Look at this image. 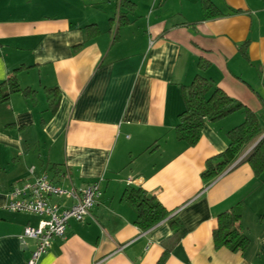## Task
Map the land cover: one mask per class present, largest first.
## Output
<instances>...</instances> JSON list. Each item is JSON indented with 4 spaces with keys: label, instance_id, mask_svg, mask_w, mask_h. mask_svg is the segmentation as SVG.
<instances>
[{
    "label": "crops",
    "instance_id": "1",
    "mask_svg": "<svg viewBox=\"0 0 264 264\" xmlns=\"http://www.w3.org/2000/svg\"><path fill=\"white\" fill-rule=\"evenodd\" d=\"M206 2L221 16L206 18ZM13 73L30 93L0 104V264H29L36 248L20 236L40 218L7 209L32 168L64 189L102 190L38 264H158L165 253V264H264V174L247 162L264 134L210 184L207 164L245 114L207 122L194 147L176 135L197 76L264 128V0H0V84ZM132 188L185 234L169 219L141 230ZM238 206L249 245L217 248L218 218Z\"/></svg>",
    "mask_w": 264,
    "mask_h": 264
},
{
    "label": "trees",
    "instance_id": "2",
    "mask_svg": "<svg viewBox=\"0 0 264 264\" xmlns=\"http://www.w3.org/2000/svg\"><path fill=\"white\" fill-rule=\"evenodd\" d=\"M204 12L208 19L221 16L209 2L204 4ZM29 91L20 87L13 73L7 81L0 84V104L8 102L12 94L23 92L28 95ZM183 98L185 110L179 116L176 135L190 147L199 143L207 122H218L238 112H243L246 116L243 124L228 133L229 147L225 153L218 156V159L221 160L220 163L208 162L202 177L206 184H210L240 159L246 147L264 134V128L261 126L260 118L254 112L241 102L229 97L221 89L215 88L202 76H197L190 86L183 88ZM247 162L257 176L260 177L264 174V137L250 154ZM126 198L137 213L136 224L141 230L149 231L169 219L170 226L174 231L181 233L182 236L185 234L177 217L172 216L173 213L150 197L143 189L128 190ZM241 219L242 214L239 206L219 216L218 228L214 232L217 248L227 247L233 252L246 250L249 239L239 231ZM166 257L165 253L158 264H165Z\"/></svg>",
    "mask_w": 264,
    "mask_h": 264
},
{
    "label": "built area",
    "instance_id": "3",
    "mask_svg": "<svg viewBox=\"0 0 264 264\" xmlns=\"http://www.w3.org/2000/svg\"><path fill=\"white\" fill-rule=\"evenodd\" d=\"M30 178L10 193L7 209L14 213L38 216L37 227L25 228L20 236L22 243L32 240L36 248L29 264H38L50 250L53 240L64 238L71 221L84 222L92 217L102 190L100 182H94L83 189H64L52 182L47 175L38 176L34 168ZM66 201L61 203L60 201Z\"/></svg>",
    "mask_w": 264,
    "mask_h": 264
},
{
    "label": "water",
    "instance_id": "4",
    "mask_svg": "<svg viewBox=\"0 0 264 264\" xmlns=\"http://www.w3.org/2000/svg\"><path fill=\"white\" fill-rule=\"evenodd\" d=\"M263 137H264V136H263ZM263 137H262V138H263ZM261 140H262V139H260V140L257 142V144H258ZM257 144H256V145H257ZM256 145H255V146H256ZM240 161H241V160H240Z\"/></svg>",
    "mask_w": 264,
    "mask_h": 264
}]
</instances>
